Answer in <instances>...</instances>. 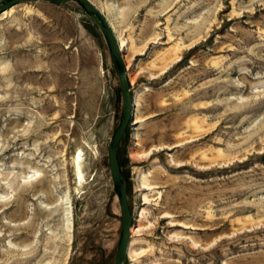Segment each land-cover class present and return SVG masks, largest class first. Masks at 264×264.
I'll return each mask as SVG.
<instances>
[{"label": "rangeland", "instance_id": "rangeland-1", "mask_svg": "<svg viewBox=\"0 0 264 264\" xmlns=\"http://www.w3.org/2000/svg\"><path fill=\"white\" fill-rule=\"evenodd\" d=\"M92 1L129 43L139 101L119 146L134 228L124 264H264V0ZM13 8L0 20V264L64 263L66 195L67 264H114L109 143L123 97L110 45L79 0ZM168 29L190 45L173 63Z\"/></svg>", "mask_w": 264, "mask_h": 264}, {"label": "water", "instance_id": "water-1", "mask_svg": "<svg viewBox=\"0 0 264 264\" xmlns=\"http://www.w3.org/2000/svg\"><path fill=\"white\" fill-rule=\"evenodd\" d=\"M39 0H1L0 14L12 6L24 2H32ZM52 3H65L71 0H43ZM86 8L89 15L97 23L103 34L108 40L111 49V55L116 67L120 87L123 97V110L121 122L116 129L109 143V166L114 181L119 192V203L122 215V237L118 247L117 255L114 264H124L128 259V250L131 242V226L133 224V216L129 204L128 189L124 173L119 161V146L125 131L131 123L134 116L135 100L131 93L129 77L127 73V64L122 53L119 40L115 34L109 20L100 8L92 0H79Z\"/></svg>", "mask_w": 264, "mask_h": 264}, {"label": "bare ground", "instance_id": "bare-ground-1", "mask_svg": "<svg viewBox=\"0 0 264 264\" xmlns=\"http://www.w3.org/2000/svg\"><path fill=\"white\" fill-rule=\"evenodd\" d=\"M15 6H12L9 9L5 10L3 13H1L0 14V20H2L4 18H6L7 16H9L14 11V8L13 7H15ZM25 11L28 12V13H33V10L30 7H27L25 9ZM109 21L111 23V26H112L115 34L117 35V38L119 40V44H120L122 53L125 52V48L128 49V50H131V48L128 47L129 46V43L126 40H124V39L121 38V34L119 33L120 31H118V27L113 23V21H111V20H109ZM158 38H159V36H157L155 39H153L152 42L153 43L157 42V39ZM173 38H174L173 34L168 29V39L169 40H172ZM174 41L176 42V40H174ZM189 47H190V45H187L186 44V40L183 39V38H181V39H179L175 43V45L171 49H169L167 51V53L164 54V56H170L171 62L173 63V62L179 60L181 58L182 54L184 53V50L187 49V48H189ZM164 59H166V58H164ZM138 102H139L138 99H136V101H135L136 107L138 106ZM136 122H142V119H137ZM191 123L194 124L193 127L198 132L200 130H202V127L199 125L200 122L198 123L196 120H194ZM191 123H190V125H191ZM202 132H203V130H202ZM197 138L192 137L191 139H188L185 142L193 141L195 139L197 140ZM169 148H171V147H169ZM75 164H76V169L79 172V176L81 177L83 175L82 174V171H81V166H82V163H81V154H79V155L76 156V158H75ZM39 184H43V180H40L39 181ZM141 184H142L143 188L146 191L152 192L154 190V188H152L151 186L148 185V183L146 181V177H143ZM144 201L146 203H150V199H149L148 194H145L144 195ZM61 210H62V213L61 214H62V219H63V221H62V232H63V236L60 238V242H61V244H63V243L65 244L66 243L68 245V248H69L68 253H67V256H66V259H65V261L63 263V264H67V262L69 260V256H70V248H71V245H72V242H73L74 231H75L74 207H73V203H72V200H71L70 195H66L65 196V203H64L63 208ZM145 212H146L145 210L142 212V218L146 214ZM132 228L133 227L131 226V238H132V231L134 230V228H133V230H132ZM130 246H131V242H130ZM130 246H129V250H128V257H131V254H132V248ZM57 248H58V246L56 247V249ZM36 252L37 253H36V255L33 256V259L36 258V257H38L40 255V253H39L38 250H36ZM37 264H42V263L38 261Z\"/></svg>", "mask_w": 264, "mask_h": 264}]
</instances>
